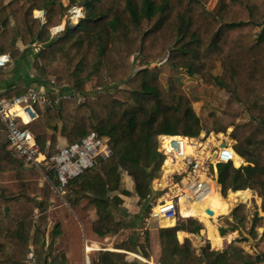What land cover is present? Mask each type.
Returning a JSON list of instances; mask_svg holds the SVG:
<instances>
[{
	"label": "trees",
	"instance_id": "trees-1",
	"mask_svg": "<svg viewBox=\"0 0 264 264\" xmlns=\"http://www.w3.org/2000/svg\"><path fill=\"white\" fill-rule=\"evenodd\" d=\"M61 2L11 0L6 5L0 0V55L25 62L39 44L42 48L34 55L37 72L66 85H73L74 74L79 73L80 80L89 78L95 91H103L93 96L79 83L75 88L84 95L83 103L77 104L71 97L56 110H47L49 120L61 123L60 134L69 145L92 132L110 138L112 158L73 182L79 187L77 204L87 200L96 207L107 232L116 236L126 225L124 217L129 216L118 209L123 218L117 220L110 212L112 206L123 204L112 196L120 190L122 172L135 182L143 216L151 211L146 204L156 196L152 182L165 160L158 151L160 136L197 138L203 131L226 133L231 128L234 150L249 165L239 169L232 164L218 166L222 195L226 198L229 191L241 195L244 192L239 191L252 190L264 200V0H219L212 12L206 8L209 0H83L86 18L54 38L51 30L62 25ZM34 10H47L45 24L33 16ZM256 29H261L258 35ZM19 40L26 47L24 52L17 47ZM167 55L173 69L197 75L206 84L218 83L225 95H216L215 100L223 114L197 116L188 94L172 80L167 89L159 80L158 69L134 73V56L142 58L141 64L146 66ZM218 64L224 71L222 79L213 75ZM28 82L41 81L38 77ZM22 92V88L12 87L3 97ZM45 141L46 137L37 138L43 153ZM8 148L0 147V179L18 185L13 193L4 187L0 196V264H57L59 254L50 256L62 229L49 230L52 188L45 185L40 202L30 198L38 194L40 173L25 170ZM56 151L54 135L48 153ZM123 194L129 196V192ZM35 210L39 211L37 219ZM245 212L246 207L240 205L233 213L242 227L247 222ZM200 230L193 219L178 220L175 227L160 230L161 264L262 262L237 246L220 252L206 245L199 255L191 241L178 242L179 232ZM178 237L182 241L185 235ZM139 248L150 260L148 234ZM119 249L133 251L131 244ZM93 264L129 263L124 254L103 252Z\"/></svg>",
	"mask_w": 264,
	"mask_h": 264
},
{
	"label": "built area",
	"instance_id": "built-area-1",
	"mask_svg": "<svg viewBox=\"0 0 264 264\" xmlns=\"http://www.w3.org/2000/svg\"><path fill=\"white\" fill-rule=\"evenodd\" d=\"M70 15L73 18L83 15L84 18L83 10L79 8H74ZM62 26L51 30L52 37L64 32ZM12 63L10 55H0V69ZM69 91L68 87H57L54 82L45 87L30 85L13 98H4L0 91V121L6 128L9 149L26 168L42 171L45 165L54 176L52 189L59 196L66 193L71 183L113 156L110 138L97 132L53 155L41 151L37 137L28 128L40 119V110L54 109L63 100L73 97ZM230 136L231 133L202 132L197 138H158V151L165 160L161 175L152 184L163 195L152 206L150 219L183 221L187 217L182 214V205L202 204L220 189L218 166L232 164L236 168L237 154ZM168 160L174 166L169 172L164 170Z\"/></svg>",
	"mask_w": 264,
	"mask_h": 264
},
{
	"label": "crops",
	"instance_id": "crops-1",
	"mask_svg": "<svg viewBox=\"0 0 264 264\" xmlns=\"http://www.w3.org/2000/svg\"><path fill=\"white\" fill-rule=\"evenodd\" d=\"M4 1L5 4L7 5L10 3L11 0H4ZM82 10L84 12L83 8ZM40 12L41 13L45 12L47 14L46 10L43 11L34 10L32 13L36 19H39L37 17V13ZM40 21L42 24H45L42 20ZM39 46H40L39 44H35L33 48H37ZM17 47L21 52H24L26 50V47L23 45V43L20 40L17 42ZM21 63H24V61L13 60V63L10 64L7 68L0 69V91L2 93L7 92V90H9L12 87L20 86L19 85L20 83L24 84L28 81L26 80V82L25 81L22 82L23 80L21 81V78L15 79L14 77L18 73L17 71L13 72L10 76L3 77L2 75L3 71H9L12 67L15 66V64L20 65ZM39 113L41 115L40 119L37 122L31 124L30 127L32 129L31 132L37 138L46 137L45 151L49 150L51 145V139L54 135L57 136V150L63 149L64 147L69 145L67 139L63 138L60 134L61 123L56 120H49L46 114L44 113V110H40ZM56 129H58V131ZM5 145H8L6 128L4 124L0 121V147ZM8 150L11 152L9 148ZM12 155L14 156L13 153ZM237 157L241 160V163L239 166H236V168L247 167L249 165L245 162L244 159H242L238 155ZM24 169L29 171L28 168L24 167ZM50 177L47 178L50 180L49 185L52 188V184L55 183V179L54 181H51ZM41 183L43 184L39 185L38 194H37L38 196L40 195V197H42V192L46 185V183L44 182ZM7 185H9L7 182H3L0 179L1 195H2V189L4 187L8 188L12 193L16 191L15 186L13 185L7 186ZM124 191L129 192V196H125L123 194ZM152 191L156 195L155 197H153V199L160 196L159 194L161 192H159L158 190L156 191L155 186L153 184H152ZM230 192L235 194L238 193V192L229 191L228 194ZM239 192H249L250 194H252L251 195L252 199H250L247 203H243L242 201H239L233 207L230 208V213L228 215L221 216L219 218L218 233L225 239L231 238V240L229 239V241L228 240L225 241V244L227 245H225L223 249L221 250L214 249L207 237V230L205 225L199 219L188 218V217L184 218L183 221H187L188 219H193L200 224L201 230L195 234H190L184 231L179 232L177 234V239L180 245H184V243L187 240L191 241L193 246L197 249V253L199 255L201 254V249L206 245H210L212 251H220V252L226 251L231 247L237 246L241 248L245 254L251 255L255 258H260L262 262L259 264H264V251H263L264 250V209H263L264 200L260 198L256 192L252 190L239 191ZM53 193L55 192L53 191ZM220 193L221 196L223 197L221 185H220ZM64 195L62 196L60 195V196L63 197ZM35 196L36 195L33 196L30 195V198L35 199L37 202H40L39 200L41 198L38 197L35 198ZM112 196H118L123 202V204L119 206V208L112 206L110 209V212L116 217V219L120 220L121 218H123V215H121V212L118 209L129 215L124 217L126 220V225L124 229L116 236H113L107 232L106 226L102 223L99 217L96 216L97 211L95 210V208L89 209L90 211L89 213L94 215L92 217L93 220H90V218L88 220H85L86 223H88L89 227L91 228V233L90 234L86 233L84 225H81L80 223L83 229L84 236L78 224L77 225L78 229L76 227L75 230L77 229V231L74 232L75 238L72 237L71 233L70 235L68 233L66 235L65 233L66 222L63 219V217L60 218L59 222L53 223L51 219L52 215L50 216L49 230L57 226H60L62 229L61 236L57 240V244L54 247V254L60 255V257L56 261L57 264H71L70 258L74 255V250L71 245L74 242V239L77 243H79V245L81 244L80 250L82 252V258H80V261H78L77 264H87L86 263L87 260L89 261L90 264H93L94 261L99 260L100 254L103 252L124 254L126 255V261L129 264H161L162 245L160 240V230L175 227L178 223V220H167V219L153 220L150 219V217L147 218L146 215L144 217L143 209L142 206L140 205V198L137 196L135 191V182L133 178H131L126 172H122L120 190L117 193H114ZM227 198L228 195L226 198L223 197V199H227ZM240 205H244L246 207L245 214L247 217V222L245 223L244 227L239 226L237 220L233 216L234 211ZM80 206L77 208H80ZM55 209L56 208H51L49 213L52 214ZM81 213H84V211L81 210ZM38 215H39V211L35 210V219L38 218ZM225 218L228 219V221L233 224V227L229 231H226L225 234H221L220 220ZM146 234L149 235V239H150V260H147L146 258L143 257L141 249L139 248V246L145 244ZM180 234L185 235V238L182 241H180L178 237ZM83 240H84V245H83ZM197 242L201 245L200 247L197 246ZM203 243H205V246H203ZM124 244H131L133 247V251L129 252L125 250H120L119 247H121ZM48 245H49V238H47V247ZM47 247L45 250H47ZM89 249H91V251H88ZM31 251H33V247L31 248ZM83 254L85 259H83ZM92 254L95 255V258L93 259L92 256H90ZM30 258L31 259L34 258L33 254H31Z\"/></svg>",
	"mask_w": 264,
	"mask_h": 264
},
{
	"label": "rangeland",
	"instance_id": "rangeland-1",
	"mask_svg": "<svg viewBox=\"0 0 264 264\" xmlns=\"http://www.w3.org/2000/svg\"><path fill=\"white\" fill-rule=\"evenodd\" d=\"M82 1L83 0H62V2L60 3L61 7L64 10L63 15H62V24H63L62 29L64 31L63 33H65V31L68 27L77 26L80 23V21H82L83 19L86 18L87 11L85 10V8L83 6H81ZM218 1L219 0H209V2L206 4L207 10L209 12H212L215 9ZM74 8H79V9L83 8L84 9V12H83L84 18H83V15L78 16L79 19H78V21H76V23L74 21V18L70 15V13L72 14V11L74 10ZM78 12H80V11H78ZM260 32H261V29H256L257 35ZM63 33H61V34H63ZM41 48H42L41 45L37 48H32L31 49L32 54L28 55L27 60L24 63H21L20 65L15 64V66L12 67L9 71H3V74H2L3 77L4 76H10L13 72L17 71L18 73L15 75L14 78L15 79L21 78V81L23 80L22 82H24V81L26 82V80H28V79H35V78L39 77V80L41 82L35 83L32 85H36V86L41 85V86L45 87V86H50L51 83L54 82L57 87H68L69 89H71V91H69V92L70 93L72 92V94H73L72 98L76 99L77 104H81L84 101V95L79 90H77L75 88V85H77L79 83H83L86 87L85 88L86 92L93 93V96H96L100 93H103L102 90L95 91V89L93 88V86L91 84V80L89 78L80 80V78H79L80 74L79 73L74 74L75 82L73 85H66L64 83L58 84L55 77H47V76H44L43 74H41L40 72H37L34 68V63H35L34 55L38 54L40 52ZM165 58H162V59H159L157 61L148 63L146 66H143L141 64L142 58L134 56L132 58V61L135 63V72L134 73L135 74L139 73L142 69H147L148 71L158 69L160 71L159 80H160V82H162V84L167 89H169L170 81L172 80L175 82V84L178 87L183 89L188 94V96L190 97V99L194 105V110H195V113L197 114V116L204 118L211 113H216L218 115L223 114L224 109L222 108L220 103L217 100H215L216 95L219 97H222L225 95V92L220 90V86L218 85V83L212 82L210 84H206L202 80V78L197 76V75L190 76L184 70H175L168 63V61L164 60ZM213 75H214V77L219 78V79H222L224 77V71H223L220 64H218V68L213 72ZM18 84H19V82H18ZM19 85L20 86H17V87L22 88L23 92L26 90L27 87L30 86L28 81L24 84L20 83ZM122 88H126V87L122 86ZM113 89H114V87H113ZM114 92H115V89L111 93H114ZM57 108L58 107H56L54 109H46V110H44V113L47 115V110H56ZM28 129L30 131H32L31 127ZM232 131H233V129H229L226 132V135L229 132L232 133ZM203 132H208V131H203ZM210 132H218V131H210ZM220 133H222V132H220ZM46 169L47 168L45 167V165L43 166L42 171H39L35 168H28V170H35L38 173H40V179L38 181L39 185L43 184L41 182H44V183L49 185L50 180L47 177H50V176H51L50 177L51 181H54V176L50 172H48ZM160 173H161V170L158 174V177L161 175ZM7 183L9 184L7 186L13 185L17 188L18 184L13 183V182H7ZM78 188L79 187L76 183H71V185L68 187V189L66 191V194L63 197L53 193V191H52L50 210H51V208H56V209L54 210V212L52 214H50V213L48 214V222L50 221L51 215H52L51 219H52L53 223L59 222L60 218L63 217V219L66 222V226H65L66 235H67V233L69 235L71 233L72 237H74V238H75L74 232L77 231V229H78L77 225L78 224L80 226L82 234H83V229H82L81 225H84L86 233H89V234L91 233V228L89 227V224L86 223L85 220H88L89 218H90V220H93L92 217L94 215L89 213L90 208H95V210L97 211L96 207L90 206L89 202L87 200H84V201L80 202L79 204L76 203V199L78 197V194H77ZM159 195L162 196L163 193H160ZM37 197L41 198L40 195L35 196V198H37ZM159 197H156L155 199L150 200V202L147 203L146 206H148L149 208L151 207V209H152V206L156 204ZM39 201H42V198ZM79 206H80V208H77ZM81 210L84 211V213H81ZM96 216L99 217L98 214H96ZM222 216H225V215H222ZM147 218H149V214L147 215ZM67 221H68V223H67ZM80 223H81V225H80ZM67 224H69V225H67ZM220 225H221V227H220L221 231H223V230L229 231L233 227V224L230 223L228 221V219H226V218L220 220ZM76 227H77V229L75 230ZM52 229H50V230H52ZM83 236H84V234H83ZM229 239L231 240V238H229ZM229 239L224 238V244H223L222 249L224 248L225 245H227V244H225V241H227V240L229 241ZM211 244H212V247L214 249H217L213 243H211ZM80 245L74 239V242L71 245L73 250H74V255L70 258L71 264H77V262L80 261V258H82V252L80 250ZM83 245H84V240H83ZM197 246L200 247L201 245L197 242ZM203 246H205V243H203ZM88 251H91V249H89ZM46 252H47V254H49L48 248H47ZM54 255L55 254L52 253L50 258H52ZM90 256H92V259L95 258V255H93V254ZM59 257H60V255L58 256V258ZM83 259H85L84 254H83Z\"/></svg>",
	"mask_w": 264,
	"mask_h": 264
},
{
	"label": "bare ground",
	"instance_id": "bare-ground-1",
	"mask_svg": "<svg viewBox=\"0 0 264 264\" xmlns=\"http://www.w3.org/2000/svg\"><path fill=\"white\" fill-rule=\"evenodd\" d=\"M43 14L37 13V17H42ZM79 17H75L74 21H78ZM217 134V133H215ZM219 135V134H217ZM236 166H239L241 160L236 157ZM174 166L170 160L164 166V170L169 172L173 170ZM220 188V187H219ZM249 192H244L241 195L235 193H229L227 199H223L220 193V189H217L215 194L206 202L195 205H182V214L188 218L199 219L206 227L207 237L211 243H213L217 249H222L224 244V238L218 233V220L222 215H228L230 208L233 207L239 201L247 203L251 198ZM233 209V208H232ZM202 243V242H201ZM90 264L89 261H86Z\"/></svg>",
	"mask_w": 264,
	"mask_h": 264
},
{
	"label": "water",
	"instance_id": "water-1",
	"mask_svg": "<svg viewBox=\"0 0 264 264\" xmlns=\"http://www.w3.org/2000/svg\"><path fill=\"white\" fill-rule=\"evenodd\" d=\"M43 16L39 17L40 20H42L44 23H46L45 18H46V13L42 12ZM169 55L166 56V58L164 59L165 61H168Z\"/></svg>",
	"mask_w": 264,
	"mask_h": 264
}]
</instances>
